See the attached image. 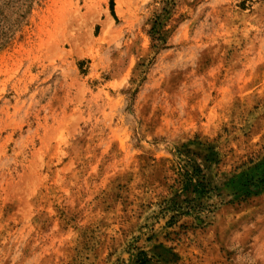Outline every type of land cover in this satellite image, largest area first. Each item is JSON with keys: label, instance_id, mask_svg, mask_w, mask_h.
I'll return each mask as SVG.
<instances>
[{"label": "rangeland", "instance_id": "1", "mask_svg": "<svg viewBox=\"0 0 264 264\" xmlns=\"http://www.w3.org/2000/svg\"><path fill=\"white\" fill-rule=\"evenodd\" d=\"M0 264H264V0H33Z\"/></svg>", "mask_w": 264, "mask_h": 264}, {"label": "trees", "instance_id": "2", "mask_svg": "<svg viewBox=\"0 0 264 264\" xmlns=\"http://www.w3.org/2000/svg\"><path fill=\"white\" fill-rule=\"evenodd\" d=\"M33 0H8L0 6V49L21 26Z\"/></svg>", "mask_w": 264, "mask_h": 264}]
</instances>
